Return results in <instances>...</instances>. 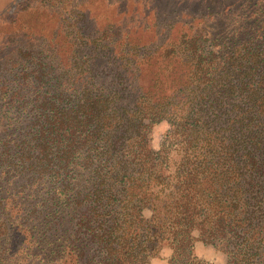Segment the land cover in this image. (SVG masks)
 Returning a JSON list of instances; mask_svg holds the SVG:
<instances>
[{
    "label": "trees",
    "instance_id": "obj_1",
    "mask_svg": "<svg viewBox=\"0 0 264 264\" xmlns=\"http://www.w3.org/2000/svg\"><path fill=\"white\" fill-rule=\"evenodd\" d=\"M245 5L171 45L0 47V264H210L197 240L264 264V0Z\"/></svg>",
    "mask_w": 264,
    "mask_h": 264
},
{
    "label": "rangeland",
    "instance_id": "obj_2",
    "mask_svg": "<svg viewBox=\"0 0 264 264\" xmlns=\"http://www.w3.org/2000/svg\"><path fill=\"white\" fill-rule=\"evenodd\" d=\"M245 1L0 0V47L26 48L30 44L33 47H47L52 41H59L60 44L74 37V32L67 36L61 34L67 28L82 29L86 35H82L83 42H89L106 29L108 34L105 38L111 39L110 42L127 38L130 42L171 45L182 34L200 26L206 25L214 34L217 33V29H214L221 24L233 32L235 21L245 9ZM11 54V51H0V58ZM1 70L0 77L4 75ZM167 128L165 120L154 124V146L158 147ZM18 240V237L13 238L14 250L18 247ZM194 252L210 264H224V255L201 240L195 242ZM169 253V248L162 249L148 264H167ZM25 263L41 264L37 259Z\"/></svg>",
    "mask_w": 264,
    "mask_h": 264
}]
</instances>
